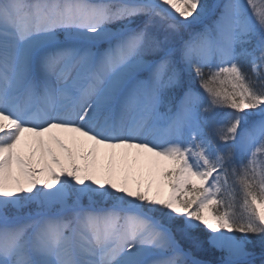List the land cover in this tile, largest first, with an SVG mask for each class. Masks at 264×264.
I'll use <instances>...</instances> for the list:
<instances>
[{"label": "snow or ice", "instance_id": "6c2138e0", "mask_svg": "<svg viewBox=\"0 0 264 264\" xmlns=\"http://www.w3.org/2000/svg\"><path fill=\"white\" fill-rule=\"evenodd\" d=\"M264 0H0V264H264Z\"/></svg>", "mask_w": 264, "mask_h": 264}, {"label": "trees", "instance_id": "16d2710c", "mask_svg": "<svg viewBox=\"0 0 264 264\" xmlns=\"http://www.w3.org/2000/svg\"><path fill=\"white\" fill-rule=\"evenodd\" d=\"M213 2L210 0L209 5H212ZM252 240V243L254 244L251 250L255 251L256 255H259L261 253L262 247H264V242L261 241L258 237H250ZM222 253L209 248L207 245H205V250L197 253V257L201 260H204L209 263L217 264L219 259L221 258Z\"/></svg>", "mask_w": 264, "mask_h": 264}, {"label": "rangeland", "instance_id": "374dc122", "mask_svg": "<svg viewBox=\"0 0 264 264\" xmlns=\"http://www.w3.org/2000/svg\"><path fill=\"white\" fill-rule=\"evenodd\" d=\"M209 1L210 0H204V2H206V3H208L209 4ZM212 2H213V4H215V3H217L218 2V0H211ZM260 3H261V0H257V4H258V6H260ZM254 244L253 243H251L250 245H248V248L251 250L252 248H254V247H252ZM257 257V259H259V256H256ZM206 262V261H205ZM207 264H212V263H209V262H207ZM214 264V263H213Z\"/></svg>", "mask_w": 264, "mask_h": 264}]
</instances>
